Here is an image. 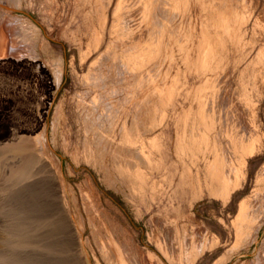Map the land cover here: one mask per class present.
Returning a JSON list of instances; mask_svg holds the SVG:
<instances>
[{
  "label": "bare ground",
  "instance_id": "obj_1",
  "mask_svg": "<svg viewBox=\"0 0 264 264\" xmlns=\"http://www.w3.org/2000/svg\"><path fill=\"white\" fill-rule=\"evenodd\" d=\"M86 1L85 20L93 41L79 62L93 57L89 72L103 73L108 85L122 90L120 99L112 95L106 100L107 127L97 130L96 120L88 124V147H94L100 158L110 154L121 179L140 193L155 195L169 179L183 198L207 194L226 202L244 176L246 157L260 147L252 112L257 80L264 74V25L251 22L248 14L246 20L240 19L239 10L244 8H238L240 0ZM24 29L15 33L20 40ZM57 62L60 67L54 63L51 73L31 64L32 79L46 96L32 114V124L18 121L17 126L5 127L10 134H0V219L14 211L17 201L28 204L31 195L32 212L41 214L39 230H32L37 243L0 245V264H101L93 260L94 248L83 241L48 152L43 120L54 100L50 92L62 74V61ZM0 65L5 71L28 66H10L7 61ZM0 107L5 108L4 103ZM62 109V104L56 107V118ZM39 128L42 131L35 133ZM20 130H32V136L19 135ZM260 172L253 205L264 198ZM237 208L234 221L241 223L235 232L242 241L243 221L249 216L245 199ZM18 233L0 228V243L4 238L14 240ZM100 250L104 264H146L139 252L127 259L126 249Z\"/></svg>",
  "mask_w": 264,
  "mask_h": 264
},
{
  "label": "rangeland",
  "instance_id": "obj_2",
  "mask_svg": "<svg viewBox=\"0 0 264 264\" xmlns=\"http://www.w3.org/2000/svg\"><path fill=\"white\" fill-rule=\"evenodd\" d=\"M241 1L238 8H244L239 10L240 19L246 20L248 14L251 22L264 25V0H244L245 5ZM86 2L0 0V64L6 61L10 66L28 64L22 71L16 68L5 71L0 65V97L5 106L0 107V134H10L5 127L12 128L19 122L32 124V114L39 111L46 96L32 79L31 64H39L51 73L55 64L60 67L57 61H62V74L57 87L50 92L54 93V100L43 123L47 126L48 152L66 188L75 222L82 231L84 243L95 250L93 260L104 264L100 248L114 246L126 249L127 259L139 252L146 264H218L220 259V264H262L264 198L254 205L251 198L261 186L257 182L260 171L264 173V74L257 80V102L252 112L258 138L256 146L260 147L246 157L244 176L226 202L207 194L183 198L176 186H170L169 179L155 195L150 191L140 193L139 188L135 190L121 179L110 154L100 158L94 147H88V124L96 120V129H105L106 100L112 95L120 99L122 90L108 85L102 78L103 73L89 72L93 57L84 64L79 62L80 54L85 53L89 41H93L85 20ZM21 28H25V34L20 40L15 33ZM99 78L102 81L94 85ZM3 103L0 102V106ZM59 104L63 109L56 118L54 112ZM169 125L172 126V120ZM39 131L42 129L35 133ZM18 134L32 136V130H20ZM160 137L158 134L157 139ZM243 199L249 207V216L243 221V240L240 241L235 231L241 220L234 221V216ZM17 202L14 204L17 211L2 214L0 228L3 232L19 233L13 242L1 239L0 245L10 247L11 242V247H32V242L37 243L32 241V230H39L41 214L32 212V195L28 204ZM200 248L203 249L199 251ZM195 249L199 253L194 257Z\"/></svg>",
  "mask_w": 264,
  "mask_h": 264
}]
</instances>
